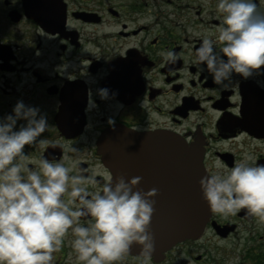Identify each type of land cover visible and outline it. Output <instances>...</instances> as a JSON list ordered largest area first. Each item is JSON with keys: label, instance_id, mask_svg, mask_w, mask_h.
Listing matches in <instances>:
<instances>
[{"label": "flooded vegetation", "instance_id": "flooded-vegetation-1", "mask_svg": "<svg viewBox=\"0 0 264 264\" xmlns=\"http://www.w3.org/2000/svg\"><path fill=\"white\" fill-rule=\"evenodd\" d=\"M216 3L0 0V118L20 100L38 107L48 124L38 137L47 145L24 146L28 166L38 167L42 155L60 160L73 165L72 174H94L97 184L88 187L99 190L104 176H113L99 144L117 127L172 132L200 145L209 174L246 156L264 164V73L247 79L234 73L222 86L202 70L203 62L194 63L201 37L214 38L221 23ZM257 4L264 11V0ZM166 50L176 54L174 63L164 62ZM102 87L104 99L97 91ZM24 123L18 119L16 127ZM136 187L162 191L157 180ZM72 239L69 229L55 264H82ZM192 248L203 249L192 255L199 264H264V222L243 209L213 211L199 239L175 245L159 261L125 253L113 264H172L175 252Z\"/></svg>", "mask_w": 264, "mask_h": 264}, {"label": "clouds", "instance_id": "clouds-1", "mask_svg": "<svg viewBox=\"0 0 264 264\" xmlns=\"http://www.w3.org/2000/svg\"><path fill=\"white\" fill-rule=\"evenodd\" d=\"M216 11L221 23L214 38L201 37L194 63L203 62L202 70L222 86L234 73L244 79L264 73V11L257 0H217ZM161 56L166 63L177 59L171 50ZM97 91L101 99L108 95L107 88ZM38 113V107L17 100L12 113L0 118V264H55L54 253L69 229L75 259L82 264H113L133 242L146 261L153 251L149 225L155 201L150 197L157 189L137 188L139 176L105 175L100 189L90 191L88 186L97 184L94 174L84 175L83 169L72 174L73 165L43 155L34 162L38 167L30 168L24 146L48 144L38 140L48 125ZM18 119L25 123L16 127ZM198 183L212 211L234 215L243 209L264 222V164L246 156ZM80 217L90 219L81 224Z\"/></svg>", "mask_w": 264, "mask_h": 264}, {"label": "water", "instance_id": "water-1", "mask_svg": "<svg viewBox=\"0 0 264 264\" xmlns=\"http://www.w3.org/2000/svg\"><path fill=\"white\" fill-rule=\"evenodd\" d=\"M99 153L113 180L117 175L126 180L139 176L140 181L162 183V191L150 197L155 201L149 225L153 235L151 257L160 260L176 243L202 234L212 210L198 183L201 176L209 174L200 145H189L172 132L117 127L104 132ZM127 253L142 255L140 245L133 242Z\"/></svg>", "mask_w": 264, "mask_h": 264}, {"label": "rangeland", "instance_id": "rangeland-1", "mask_svg": "<svg viewBox=\"0 0 264 264\" xmlns=\"http://www.w3.org/2000/svg\"><path fill=\"white\" fill-rule=\"evenodd\" d=\"M202 248H192L191 252L181 251L180 253L175 252L172 256V264H199L195 261L192 255L202 253ZM228 264H234V260L228 262Z\"/></svg>", "mask_w": 264, "mask_h": 264}]
</instances>
